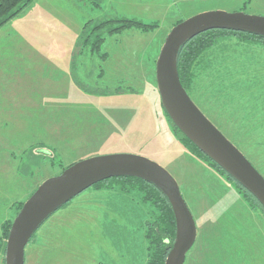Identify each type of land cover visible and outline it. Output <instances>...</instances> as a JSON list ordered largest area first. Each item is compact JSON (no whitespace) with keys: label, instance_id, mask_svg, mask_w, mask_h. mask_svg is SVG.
<instances>
[{"label":"rangeland","instance_id":"374dc122","mask_svg":"<svg viewBox=\"0 0 264 264\" xmlns=\"http://www.w3.org/2000/svg\"><path fill=\"white\" fill-rule=\"evenodd\" d=\"M214 10L264 17V0H32L0 26V264L6 226L42 181L118 153L153 160L176 181L197 229L183 264L244 263L239 226L257 222L264 234V212L180 143L155 80L175 23ZM114 16L151 26L101 30L99 50L84 42L97 20ZM210 52L190 96L264 177V40L230 34ZM109 179L49 217L24 264H146L154 208L136 184Z\"/></svg>","mask_w":264,"mask_h":264},{"label":"water","instance_id":"95a60500","mask_svg":"<svg viewBox=\"0 0 264 264\" xmlns=\"http://www.w3.org/2000/svg\"><path fill=\"white\" fill-rule=\"evenodd\" d=\"M212 29L246 32L264 38V17L214 10L176 23L165 37L155 62L157 91L166 114L178 130L264 209V177L200 110L179 79L177 55L180 47ZM115 177L143 179L167 198L174 214L175 237L163 264H183L186 253L196 240L197 229L176 181L155 161L125 153L79 160L42 181L11 223L5 245V264H24L27 243L56 210L88 187Z\"/></svg>","mask_w":264,"mask_h":264},{"label":"trees","instance_id":"16d2710c","mask_svg":"<svg viewBox=\"0 0 264 264\" xmlns=\"http://www.w3.org/2000/svg\"><path fill=\"white\" fill-rule=\"evenodd\" d=\"M31 1L32 0H0V26L17 15V13L29 5ZM179 21L181 20H178L176 23ZM87 24L88 22H86L83 26V30L87 28ZM150 26L151 24L144 23L137 18H127L122 16L105 17L103 19L97 20L94 26L90 28L88 36H91L92 31H95V29L98 30V33L93 32L91 38H87L84 42H86L88 45L90 44L89 46L92 49L99 50L104 40L101 30H106L108 33H112L125 28L136 27L145 31L148 30ZM83 33L85 32L82 31V34ZM230 34L264 40L263 37L254 34L223 29L208 30L188 40L179 49L177 55V71L181 84L189 95L194 89L193 81L196 67L206 64V57L207 55L209 56L211 54L210 51L212 48H214L220 42L221 38H224L226 35ZM170 123L173 131L178 134L180 143L187 150L207 161V163L214 169L218 170L231 181H234L240 187V189L244 191V194L248 198H251L260 205V203L248 191H246L222 168H220L215 162H213L203 152H201L188 138H186L172 123V121ZM109 180L136 184L137 188L142 192L144 200L150 202L151 206L154 208L152 211L153 219L152 221L147 222L146 228V237L149 241L148 258L146 264H163L170 248L172 247L175 237V219L169 201L153 184L143 179L136 177H115ZM104 181L105 180L100 181L93 186H99V184H102ZM260 207L261 211L264 212L263 207L261 205ZM10 225L11 224L9 223L3 232L5 235L4 238H7Z\"/></svg>","mask_w":264,"mask_h":264},{"label":"crops","instance_id":"0c3cea01","mask_svg":"<svg viewBox=\"0 0 264 264\" xmlns=\"http://www.w3.org/2000/svg\"><path fill=\"white\" fill-rule=\"evenodd\" d=\"M248 223V222H247ZM264 223H260L259 227H263ZM252 226H257L252 227ZM234 226H231V229ZM240 227L239 237H241L242 234H245V238H247V241L243 244L245 246V249H240V260L241 262H244L242 264H248L249 259H255L258 260L260 256H264V234L262 230H258V224L257 222L250 223L247 225L246 223H243V227ZM233 235H236L235 233ZM250 257V258H249ZM25 261V258H24Z\"/></svg>","mask_w":264,"mask_h":264},{"label":"flooded vegetation","instance_id":"af4514ba","mask_svg":"<svg viewBox=\"0 0 264 264\" xmlns=\"http://www.w3.org/2000/svg\"><path fill=\"white\" fill-rule=\"evenodd\" d=\"M195 243V242H194ZM185 259H186V257H185ZM185 262V261H184Z\"/></svg>","mask_w":264,"mask_h":264}]
</instances>
